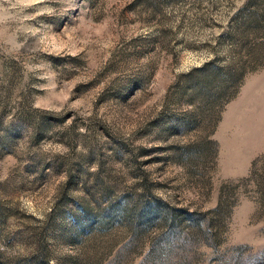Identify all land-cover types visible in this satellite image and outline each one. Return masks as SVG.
I'll return each mask as SVG.
<instances>
[{
    "label": "rangeland",
    "instance_id": "obj_1",
    "mask_svg": "<svg viewBox=\"0 0 264 264\" xmlns=\"http://www.w3.org/2000/svg\"><path fill=\"white\" fill-rule=\"evenodd\" d=\"M0 264H264V0H0Z\"/></svg>",
    "mask_w": 264,
    "mask_h": 264
}]
</instances>
